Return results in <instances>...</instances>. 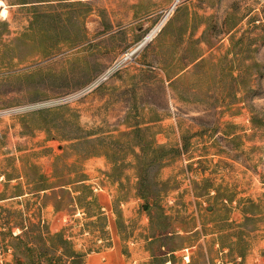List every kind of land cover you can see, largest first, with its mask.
<instances>
[{
  "label": "rangeland",
  "instance_id": "rangeland-1",
  "mask_svg": "<svg viewBox=\"0 0 264 264\" xmlns=\"http://www.w3.org/2000/svg\"><path fill=\"white\" fill-rule=\"evenodd\" d=\"M174 2L0 0V264H264V0Z\"/></svg>",
  "mask_w": 264,
  "mask_h": 264
},
{
  "label": "crops",
  "instance_id": "crops-1",
  "mask_svg": "<svg viewBox=\"0 0 264 264\" xmlns=\"http://www.w3.org/2000/svg\"><path fill=\"white\" fill-rule=\"evenodd\" d=\"M175 1L173 5L178 3V0ZM190 21V19H189ZM170 20L163 26V29L159 31L157 34V37L155 39V42L162 40L161 42H166L167 45L173 44L178 45L179 52L175 54V59L172 62L170 67H164V71H168V69L172 68L176 70V72L172 76H166L167 80L169 82H174L178 78H180L182 75L187 73L190 69H192L197 63L202 61L204 58H206L207 55V44H206V32L208 27H206L205 23H202L200 26H194L190 22L183 27V30L179 33V37L175 39L171 38L169 40V37L167 35V25L170 26ZM203 25V27H202ZM198 28H200V31H198ZM177 40V41H176ZM212 46H209V50ZM208 50V51H209ZM185 55H179V53H183ZM189 52H193V56L189 57L187 54ZM179 55V56H178ZM105 214V213H103Z\"/></svg>",
  "mask_w": 264,
  "mask_h": 264
},
{
  "label": "trees",
  "instance_id": "trees-1",
  "mask_svg": "<svg viewBox=\"0 0 264 264\" xmlns=\"http://www.w3.org/2000/svg\"><path fill=\"white\" fill-rule=\"evenodd\" d=\"M146 130L147 129H143L139 125H136L132 129L131 134H133V136H135V138H137L139 140ZM92 137H93V133H89V134H87L85 136L77 135V136H71V137H66V138L69 141H75V143L72 145V147H75V146H77V144H79V143H81L83 141H86V140H88L87 142L93 141V139H91ZM143 150H145V149L142 148V151ZM134 154H135L136 157L138 156L136 153H134ZM147 168H148L147 165L140 166V173L142 171L145 172L147 170ZM4 175L7 176L6 174H4ZM81 176H82V179L80 181L82 183V188L84 190H86V191L90 190L88 185H84V183L88 180V176L85 175L84 173ZM36 179H37V181H39V183H38V186L36 187V189L34 190L35 193L46 192V191H49V190L53 191L54 190L55 186H51V185H48L46 183L47 182V178H46L45 175H42V174L38 175L36 177Z\"/></svg>",
  "mask_w": 264,
  "mask_h": 264
},
{
  "label": "bare ground",
  "instance_id": "bare-ground-1",
  "mask_svg": "<svg viewBox=\"0 0 264 264\" xmlns=\"http://www.w3.org/2000/svg\"><path fill=\"white\" fill-rule=\"evenodd\" d=\"M2 13H6V10L5 9H2Z\"/></svg>",
  "mask_w": 264,
  "mask_h": 264
},
{
  "label": "water",
  "instance_id": "water-1",
  "mask_svg": "<svg viewBox=\"0 0 264 264\" xmlns=\"http://www.w3.org/2000/svg\"><path fill=\"white\" fill-rule=\"evenodd\" d=\"M144 43H145V42H144ZM144 43H143V44H144ZM143 44H142V45H143ZM140 46H141V45H140Z\"/></svg>",
  "mask_w": 264,
  "mask_h": 264
}]
</instances>
